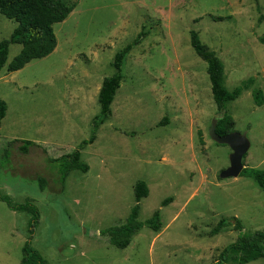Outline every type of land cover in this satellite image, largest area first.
Instances as JSON below:
<instances>
[{
  "label": "rangeland",
  "instance_id": "374dc122",
  "mask_svg": "<svg viewBox=\"0 0 264 264\" xmlns=\"http://www.w3.org/2000/svg\"><path fill=\"white\" fill-rule=\"evenodd\" d=\"M65 1L77 7L54 25L56 50L20 71L5 66L0 72V100L7 103L0 155L19 140L10 146L0 190L15 204L32 200L39 208L32 246L50 264H212L239 235L231 225L212 237L221 220L237 218L247 235L264 231V192L257 183L219 177L230 166L231 150L210 139L217 107L207 63L190 45L194 30L224 63L230 91L254 78L227 110L234 132L247 133L251 143L244 166L264 169V105L252 96L255 89L264 93V0ZM17 26L0 13V42ZM143 27L148 36L126 58L112 117L83 150L89 171H74L58 184L46 158L69 154L89 138L114 55ZM21 48L11 45L7 64ZM27 140L40 147L22 152L20 141ZM39 177L47 181L44 192ZM139 181L149 190L140 221L159 212L163 228L143 227L120 250L103 233L125 223ZM30 218L0 201V264H21Z\"/></svg>",
  "mask_w": 264,
  "mask_h": 264
},
{
  "label": "trees",
  "instance_id": "16d2710c",
  "mask_svg": "<svg viewBox=\"0 0 264 264\" xmlns=\"http://www.w3.org/2000/svg\"><path fill=\"white\" fill-rule=\"evenodd\" d=\"M258 1V0H255ZM77 4L68 5L65 0H0V13L9 20L18 23L10 39L0 42V72L7 67L8 72H17L24 69L34 60H40L50 56L57 48L58 41L54 32V25L63 23L68 19ZM259 10V6L257 7ZM260 11V10H259ZM224 18L217 17L215 21H223ZM262 15L258 22L261 24ZM148 36L145 27L142 28L137 37L124 48L118 51L110 64L114 72L111 76L105 78L99 90L98 103L100 112L92 120L90 136L82 141L78 147L69 154L63 155L57 159L46 158V162L52 170L56 171L57 183L65 185L66 180L74 171L86 174L89 171V165L82 159L83 150L89 145H93L97 140V134L103 126L112 117V104L115 101L116 94L121 88L124 80V65L127 56L134 47L142 44ZM21 45V51L13 60L7 64L11 45ZM190 45L195 53L207 63V72L211 82L213 100L217 107V112H226L225 116L217 123L216 133L219 136H226L234 132L235 121L228 113V104L237 100L244 90L249 89L255 84L254 78L244 81L240 86L230 91L226 87L225 66L217 53L211 50L208 45L202 42L199 33L190 31ZM254 102L257 106L264 105V93L260 89H255L252 93ZM7 113V103L0 100V136L1 125ZM199 142L204 145L202 132H198ZM18 141L9 142L0 155V180L1 171L4 165L10 163V146ZM22 152H28L32 146H39L35 142L27 140L20 141ZM40 147V146H39ZM55 167V168H53ZM241 177L252 178L259 188L264 192V169L245 168ZM41 192L45 191L47 181L45 178H38ZM135 204L126 219L125 223L118 227H112L103 234L109 238L110 244L120 250L128 248L132 239L145 226L158 233L163 228L161 214L156 212L154 216L145 221H140L141 202L149 195V190L144 181L136 183ZM0 201L4 202L8 208L14 212L26 213L30 215L29 231L30 240L22 248L21 264H50L48 260L31 244V239L35 234L36 227L40 221V210L32 200H27L23 204H15L12 199L3 194L0 190ZM172 202V198L165 200L164 204ZM234 226L239 233L237 240L230 246H227L212 264H227L230 259L238 264H248L259 259H264V231H258L252 235L243 233V225L237 218L227 221L221 220L216 228L211 231V236H216L226 226ZM231 252H234L231 255Z\"/></svg>",
  "mask_w": 264,
  "mask_h": 264
},
{
  "label": "water",
  "instance_id": "95a60500",
  "mask_svg": "<svg viewBox=\"0 0 264 264\" xmlns=\"http://www.w3.org/2000/svg\"><path fill=\"white\" fill-rule=\"evenodd\" d=\"M226 112L217 113L212 120L209 130L210 139L218 145H226L230 148V166L223 170L220 174V179H230L240 177L243 170L246 168L243 159L250 150L251 143L247 137V133L233 132L226 136H219L216 133L217 123L225 116Z\"/></svg>",
  "mask_w": 264,
  "mask_h": 264
}]
</instances>
